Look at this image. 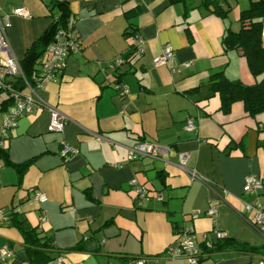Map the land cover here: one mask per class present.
<instances>
[{
    "label": "crops",
    "instance_id": "obj_1",
    "mask_svg": "<svg viewBox=\"0 0 264 264\" xmlns=\"http://www.w3.org/2000/svg\"><path fill=\"white\" fill-rule=\"evenodd\" d=\"M66 1L80 48L67 56L59 79L36 88V94L69 120L56 133L47 129V108L19 117L2 143L11 164L0 167V211L5 216L16 211L25 227L50 239L54 249L47 253L61 256V264H135L138 259L189 264L169 254L178 226L198 234L205 264H259L263 252L213 249L221 240L215 230L224 233L222 239L264 245V235L242 217L241 201L245 177H264V114L248 115L241 102L223 113L219 96L209 91L210 76L219 71L246 84L255 81L241 50L222 43L227 30L240 28L239 12L253 0H226L224 18L212 14L202 0ZM50 3L0 0L6 13L25 6L31 14L11 15L6 29L20 62L49 27ZM132 30L145 39L142 54L129 55L126 32ZM166 44L174 50L172 68L152 62ZM116 81L127 85L128 95L119 94ZM11 103L9 93L0 91V132ZM188 117L195 119V131L184 130ZM62 139L77 153L63 157ZM140 141L169 147V153L163 160L128 161V149ZM179 152L188 154L185 168H194L202 180H192L179 166ZM24 162L28 165L20 173L14 165ZM132 178L152 195L160 192L163 200H139L129 184ZM32 189L45 193L46 200L31 199ZM211 199L215 217L206 213ZM7 217H0V250L7 245L14 254L0 264H35ZM203 234L214 243L211 248Z\"/></svg>",
    "mask_w": 264,
    "mask_h": 264
},
{
    "label": "built area",
    "instance_id": "obj_2",
    "mask_svg": "<svg viewBox=\"0 0 264 264\" xmlns=\"http://www.w3.org/2000/svg\"><path fill=\"white\" fill-rule=\"evenodd\" d=\"M11 15L23 18L31 17L29 10L25 6L15 7L9 13L2 11L0 7V91L8 92L12 102L3 118L0 132V145H2L4 139L16 127L19 117L32 109L47 108L50 112L48 131L56 133H62L64 131V127L69 118L56 106L50 105L39 97L36 94V88L43 86L50 80H58L63 73L67 56L78 51L80 48L79 39L73 33V24L70 23L67 28L59 27L55 32L53 40L47 46L46 58L35 70L34 81L30 82L26 79L20 61L14 53L7 36L6 29L9 25ZM130 46L136 54H142L145 48L144 37L138 32L133 33L130 37ZM122 62V59H116V65H120ZM152 62L155 66L172 68L174 62V50L172 46L166 44L161 49V52L153 57ZM16 80H19L23 84L21 89L13 85V82ZM114 84L120 95H128L129 89L126 84ZM196 128L195 119L188 117L184 125V130L192 132ZM96 138L101 139L102 137L97 135ZM60 143V152L63 157H69L77 153L78 149L65 140H60ZM168 153L169 147L161 146L151 141H140L128 149L127 160L132 161L143 157L163 160L164 156ZM187 159V153H178V162L181 168H185ZM1 166L2 164L0 162ZM186 170L192 180H202L194 168ZM129 184L134 188L139 200H149L151 198H155L158 201L163 200L160 192L152 195L150 189L136 178L130 179ZM260 195L264 196V177L254 174L247 175L242 185L241 201L244 207L242 217L253 228L264 235V201L260 200ZM31 199L37 202H43L46 200V195L39 190H34L31 194ZM215 202V200L211 199L208 203L209 207L206 213L211 217H215L216 215ZM0 217L6 218L3 211H0ZM40 219L42 221L45 217L41 216ZM214 234L216 239L225 237L221 231L215 230ZM197 236L198 234L192 228L185 226L181 228L176 236V244L169 252L170 256L183 257L189 264H205L204 254L198 245ZM202 238L205 240L208 248L213 246L214 243L206 240L205 234L202 235ZM13 254V250L6 245L0 250V260L11 258ZM61 262L62 257L58 255L50 259L47 264H61ZM135 264H145V260L138 259L135 261ZM259 264H264V256L261 258Z\"/></svg>",
    "mask_w": 264,
    "mask_h": 264
},
{
    "label": "trees",
    "instance_id": "obj_3",
    "mask_svg": "<svg viewBox=\"0 0 264 264\" xmlns=\"http://www.w3.org/2000/svg\"><path fill=\"white\" fill-rule=\"evenodd\" d=\"M226 0H202V4L212 14L224 18L229 12V7H224ZM50 15L52 21L40 38L30 47L24 59L20 62L26 79L34 81V64L43 53L46 46L53 40L56 30L59 27L67 28L71 23L70 12L66 0H51ZM264 18V0H253L249 6L242 9L238 15L240 28L237 31L227 30L223 35L222 43L226 49H240L246 60L249 72L255 81L246 84L239 79L228 78L223 71L215 72L210 76L209 91L217 94L220 99L219 109L223 113H229L232 104L241 102L245 112L250 116L264 114V44L262 42ZM136 30L126 32L127 36L135 33ZM131 47V46H130ZM132 48V47H131ZM136 54L132 48L129 55ZM119 83L120 81H116ZM15 87H21L23 84L16 80L13 82ZM0 162L2 165L11 164L7 148L0 145ZM28 162L14 165L21 173ZM8 216V217H7ZM6 217L12 221V224L19 230L23 237V244L30 261L35 264L37 260H43L46 264L50 259L48 250L54 249L52 241L40 237L34 228H28L23 225V221L18 217V213L11 210ZM6 219V218H5ZM176 228V236L180 229ZM231 248L238 253H262L264 254V245H249L247 243L234 241L228 238L217 241L213 250H223Z\"/></svg>",
    "mask_w": 264,
    "mask_h": 264
},
{
    "label": "rangeland",
    "instance_id": "obj_4",
    "mask_svg": "<svg viewBox=\"0 0 264 264\" xmlns=\"http://www.w3.org/2000/svg\"><path fill=\"white\" fill-rule=\"evenodd\" d=\"M249 224V223H248ZM252 227V226H251ZM253 228V227H252ZM253 229H255V228H253ZM256 230V229H255ZM257 231V230H256ZM258 232V231H257Z\"/></svg>",
    "mask_w": 264,
    "mask_h": 264
}]
</instances>
